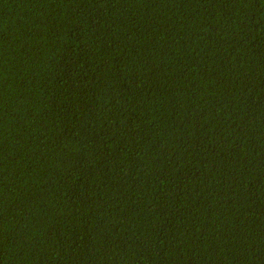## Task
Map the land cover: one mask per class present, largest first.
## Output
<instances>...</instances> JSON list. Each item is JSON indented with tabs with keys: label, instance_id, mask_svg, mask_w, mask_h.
<instances>
[{
	"label": "trees",
	"instance_id": "16d2710c",
	"mask_svg": "<svg viewBox=\"0 0 264 264\" xmlns=\"http://www.w3.org/2000/svg\"><path fill=\"white\" fill-rule=\"evenodd\" d=\"M0 264H264V0H0Z\"/></svg>",
	"mask_w": 264,
	"mask_h": 264
}]
</instances>
